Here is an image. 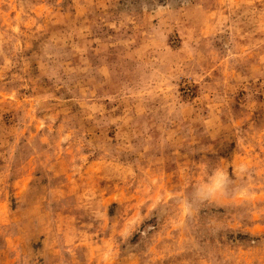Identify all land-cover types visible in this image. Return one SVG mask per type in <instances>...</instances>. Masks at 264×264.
<instances>
[{
    "label": "rangeland",
    "instance_id": "1",
    "mask_svg": "<svg viewBox=\"0 0 264 264\" xmlns=\"http://www.w3.org/2000/svg\"><path fill=\"white\" fill-rule=\"evenodd\" d=\"M0 264H264V0H0Z\"/></svg>",
    "mask_w": 264,
    "mask_h": 264
}]
</instances>
